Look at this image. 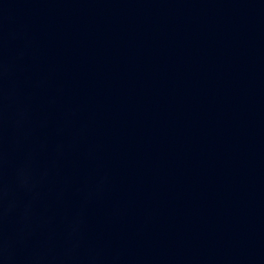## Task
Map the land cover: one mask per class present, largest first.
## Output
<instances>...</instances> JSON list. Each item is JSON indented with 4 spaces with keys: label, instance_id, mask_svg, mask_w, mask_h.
I'll return each instance as SVG.
<instances>
[{
    "label": "water",
    "instance_id": "95a60500",
    "mask_svg": "<svg viewBox=\"0 0 264 264\" xmlns=\"http://www.w3.org/2000/svg\"><path fill=\"white\" fill-rule=\"evenodd\" d=\"M0 264H264V0H0Z\"/></svg>",
    "mask_w": 264,
    "mask_h": 264
}]
</instances>
